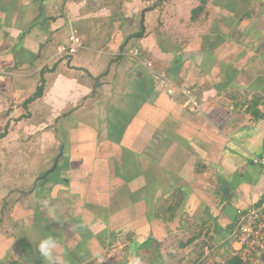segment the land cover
I'll return each instance as SVG.
<instances>
[{
	"label": "crops",
	"instance_id": "1",
	"mask_svg": "<svg viewBox=\"0 0 264 264\" xmlns=\"http://www.w3.org/2000/svg\"><path fill=\"white\" fill-rule=\"evenodd\" d=\"M85 1L0 0V168L4 159L17 192L31 182L17 202H79L89 228L77 240L42 222L23 237L21 263L47 264L35 244L52 235L67 264H88L87 243L122 231L129 248L118 264L132 255L170 264L162 241L216 219L225 226L210 237L222 255L235 210L264 195L256 162L264 153V0H207L209 23L190 14V34L177 44L150 27V11L138 26L134 12L109 22ZM103 30L112 55L99 49ZM72 32L83 47L60 54ZM131 45L193 88L198 110L166 95L128 55ZM41 71V96L24 104Z\"/></svg>",
	"mask_w": 264,
	"mask_h": 264
},
{
	"label": "rangeland",
	"instance_id": "2",
	"mask_svg": "<svg viewBox=\"0 0 264 264\" xmlns=\"http://www.w3.org/2000/svg\"><path fill=\"white\" fill-rule=\"evenodd\" d=\"M132 1V2H131ZM86 0L84 4L86 5L89 11H93L94 8L97 10L107 11L109 13L108 21L110 20L111 15H120L126 14L129 15L134 12V18L136 19V23H141V14L147 15V23L150 24V27L156 29L157 35L160 34L159 29L163 30L165 37L169 38L170 42L176 44L180 41L184 36L187 35V32L190 34V25H192V20L189 19L190 10L193 8L200 6L201 3L199 0H167L165 2H158L157 0ZM207 4V0L205 2ZM201 5L202 10L195 17L197 20L201 18V22L209 23V15L206 13V5ZM59 7V6H57ZM108 9V10H107ZM147 11H150L147 13ZM107 13V14H108ZM147 13V14H146ZM212 20V19H211ZM110 22V21H109ZM145 22V21H144ZM145 24V23H144ZM206 24V23H205ZM146 29V28H145ZM161 30V31H162ZM146 32V30H144ZM107 31H102V35H100L103 41L100 43L99 41V49L103 51H108L106 48L105 42L107 41L106 35ZM99 40V39H98ZM63 41V40H62ZM66 44V43H65ZM61 45H64L61 43ZM135 46V47H134ZM133 47V48H132ZM132 48L128 53L131 57V52L134 49L139 50V54L142 57L147 58L152 65V69L155 72H160L158 69L154 67V61L151 55L145 56L148 53L140 52V48L137 45H131L129 49ZM128 50V49H127ZM108 55L109 51L107 52ZM60 54H64L61 53ZM131 59H133L131 57ZM136 62L135 59H133ZM137 64V62H136ZM142 67V66H141ZM144 68V67H143ZM146 69V68H145ZM147 70V69H146ZM150 71V70H148ZM152 78L157 82L154 77V71H150ZM166 73V72H165ZM168 74V73H166ZM169 75V74H168ZM159 84V82H157ZM160 86V85H159ZM195 111V110H192ZM57 133L58 129L54 128ZM2 168H0V180H9L12 182L9 187L11 189H6L8 185H3L4 183H0V264H23L20 254L18 253L21 248L22 243H24V236L28 235V232L36 230L39 231L38 226L41 225L42 222L51 224H57L56 230L62 232L65 230L71 235L75 234L77 236V240H86L87 236V223H83L80 220V211L82 210L79 202H55L56 198L53 202H17L21 197H27L30 195L32 191L31 182L26 183L22 192H17L13 188V180L15 175L11 171V173L5 177V172L10 171V169L6 166V161L1 162ZM9 166V165H8ZM14 168V164L12 170ZM2 181V182H3ZM40 187V185H39ZM45 191V190H44ZM22 194V196H20ZM40 195L41 192H38ZM44 194V193H43ZM43 200V199H41ZM169 203V202H168ZM166 203V204H168ZM174 202H170L169 204H173ZM168 204V205H169ZM77 205V206H76ZM22 206V207H21ZM32 208L34 210H32ZM55 209V214L59 218V221H53L50 218V215H45L46 213ZM27 211V212H25ZM49 216V217H48ZM217 217H214L216 219ZM50 219L52 222L48 221ZM41 220V221H40ZM203 222V223H201ZM46 224V225H48ZM48 228L44 227V229L51 230L50 226ZM221 220L216 219L214 221L210 220V224L207 221H198L197 223H187L184 225L185 231L178 233L173 232L174 237L168 238V240L162 241V248L164 253L166 254L167 261L170 264H215L216 262H222V259L225 255H216L219 251L215 248L217 246L216 241H214L210 236L211 229L214 228L220 229L224 228ZM54 230V229H53ZM213 232H216L215 230ZM35 233V232H34ZM26 234V235H25ZM33 235V234H32ZM195 237L191 240V236ZM85 238V239H84ZM129 239L126 234L122 231H117L112 236H102L95 240V246L93 247L91 244L89 254L90 258L88 264H118L120 263L127 253L129 248ZM189 239L191 241H189ZM31 240V239H30ZM33 240V239H32ZM90 240V238L88 239ZM91 241V240H90ZM119 242L122 248V255L120 258L112 259L111 261L105 260L107 254H109L110 244ZM219 242V241H218ZM216 244V245H215ZM214 245V246H213ZM207 246L212 249L209 251L201 252V249ZM219 246V245H218ZM217 246V247H218ZM217 252H214V251ZM212 251V252H211ZM225 251V250H224ZM200 252V254H199ZM99 254V256H98ZM97 257H103L100 260L101 263H97ZM113 258L115 256L113 255ZM105 260V261H104Z\"/></svg>",
	"mask_w": 264,
	"mask_h": 264
},
{
	"label": "built area",
	"instance_id": "3",
	"mask_svg": "<svg viewBox=\"0 0 264 264\" xmlns=\"http://www.w3.org/2000/svg\"><path fill=\"white\" fill-rule=\"evenodd\" d=\"M83 47L80 37L72 32L66 44L59 46L58 50L65 55H74ZM131 57L142 67L154 71V77L166 95L181 99V105L186 110H198L199 102L195 90L191 87L181 86L163 71L155 72L151 62L140 56L139 50L134 49ZM257 164L264 172V153L256 157ZM228 243L225 251L231 249L239 254L246 264H263L264 262V195L246 208H237L228 229ZM122 248L119 242L110 244L109 254L105 260L120 258ZM211 250L207 246L201 252ZM113 255L115 258H113ZM104 260V261H105ZM97 263H101L97 257Z\"/></svg>",
	"mask_w": 264,
	"mask_h": 264
},
{
	"label": "clouds",
	"instance_id": "4",
	"mask_svg": "<svg viewBox=\"0 0 264 264\" xmlns=\"http://www.w3.org/2000/svg\"><path fill=\"white\" fill-rule=\"evenodd\" d=\"M49 215L51 220L59 221V218L55 214V209H52ZM58 245L59 241L56 237L46 235L36 242L35 247L40 257H42L47 264H67L66 259L57 254ZM99 259L102 260L103 257H99ZM128 264H145V261L141 255H132L128 260Z\"/></svg>",
	"mask_w": 264,
	"mask_h": 264
},
{
	"label": "trees",
	"instance_id": "5",
	"mask_svg": "<svg viewBox=\"0 0 264 264\" xmlns=\"http://www.w3.org/2000/svg\"><path fill=\"white\" fill-rule=\"evenodd\" d=\"M158 2H165L167 0H157ZM201 5H204L206 0H199ZM197 6L195 8H193L190 11L191 14V18H194L198 15L199 12H201L202 10V6ZM43 71L40 72V84L36 87L35 92L32 94V96H30L27 100H25L24 104L29 103L30 101L38 98L41 96L42 90H43V79L41 77ZM215 264H246V262H244L239 254L234 253L231 249H228L225 251V255L222 259V262H216ZM264 264V262H263Z\"/></svg>",
	"mask_w": 264,
	"mask_h": 264
}]
</instances>
